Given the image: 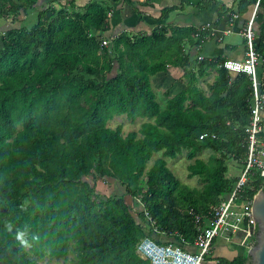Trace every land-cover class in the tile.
<instances>
[{
	"label": "trees",
	"instance_id": "1",
	"mask_svg": "<svg viewBox=\"0 0 264 264\" xmlns=\"http://www.w3.org/2000/svg\"><path fill=\"white\" fill-rule=\"evenodd\" d=\"M37 1L0 0V22L7 21L0 25V264L68 253L71 264H149L135 251L142 237L190 244L238 179L225 175L226 159L243 168L248 77L227 72L223 57L190 59L184 45L192 28L161 24L112 35L110 0ZM263 26L255 39L259 71ZM170 66L180 68L183 88L164 92L160 105L150 77ZM207 70L214 74L203 89L197 82ZM121 114L138 126L123 132L107 125ZM202 151L205 159L196 156ZM182 152L197 186L166 166L165 158ZM98 179L123 190L102 194ZM261 186L251 170L237 195L249 200ZM25 228L28 246L15 238ZM244 252L218 260L245 264Z\"/></svg>",
	"mask_w": 264,
	"mask_h": 264
},
{
	"label": "crops",
	"instance_id": "2",
	"mask_svg": "<svg viewBox=\"0 0 264 264\" xmlns=\"http://www.w3.org/2000/svg\"><path fill=\"white\" fill-rule=\"evenodd\" d=\"M85 1L74 0L77 5H82ZM110 1L113 8L108 16L111 24L109 32L112 35L122 30L131 33L147 32L161 24L188 27L195 31L191 41L186 40L187 43L184 45V51L190 59L193 57H202L206 60L216 57L240 59L243 56V39L240 31L252 12V0H128V3L123 0ZM130 1L135 3L134 8L129 4ZM262 23H264V8L258 6L253 22L255 39ZM225 29L229 31L223 33ZM200 33L201 39L196 44L194 41ZM180 74V68L170 66L165 72L153 74L150 83L158 92H165L169 97L183 88ZM213 74L212 70H207L202 78L203 87L199 86L198 82L197 85L205 89L206 83L212 80ZM174 87L175 90L170 91ZM241 250L245 249L238 245L235 239L213 240L205 264H225L218 259L229 260Z\"/></svg>",
	"mask_w": 264,
	"mask_h": 264
},
{
	"label": "built area",
	"instance_id": "3",
	"mask_svg": "<svg viewBox=\"0 0 264 264\" xmlns=\"http://www.w3.org/2000/svg\"><path fill=\"white\" fill-rule=\"evenodd\" d=\"M259 2L260 0L253 1L252 12L240 31L243 39L242 58L224 59L221 63L227 72L244 73L250 82L249 120L243 128L246 141L242 158L243 168L231 191L221 196L217 203L210 207V217L205 226L198 229L190 244L183 241L182 244L157 243L148 237L139 239L135 251L149 264H201L217 236L225 241L235 239V242L244 249H249L253 245L256 229L251 216L253 195L249 200H244L239 199L237 192L251 170L262 179V186L259 189L264 184V71L258 70L259 54L255 49L253 30L254 15ZM228 31L225 29L222 32ZM107 44L106 39L101 40V45ZM203 136L205 134L199 135V138ZM197 219L195 216V220Z\"/></svg>",
	"mask_w": 264,
	"mask_h": 264
},
{
	"label": "rangeland",
	"instance_id": "4",
	"mask_svg": "<svg viewBox=\"0 0 264 264\" xmlns=\"http://www.w3.org/2000/svg\"><path fill=\"white\" fill-rule=\"evenodd\" d=\"M44 0H39L36 3V7H38L39 4H41ZM34 13V10H29L27 15L25 16V21L24 23L28 22L32 15ZM21 17V16H20ZM22 18V17H21ZM5 22L7 23V21H1L0 25L5 26ZM185 43H187L185 41ZM156 74V73H155ZM176 83H178L176 81ZM151 84V83H150ZM179 85V83H178ZM198 85L203 87V81L202 79L198 80ZM177 88V84L174 85ZM180 86V85H179ZM175 87L173 89H171L170 91H174ZM152 90L156 93V99L158 101V103L161 105L163 104V101L165 99V95L162 92H158L156 90V87L153 85H151ZM140 120L136 119L135 122L130 123L129 121H127L125 119V116L123 114L121 115H114L110 120L107 121V125L114 127L116 125H120L121 129L123 132H127L129 130L135 129L138 124H139ZM208 151H202L198 154H196L197 157L205 159L208 155ZM158 156V154H154L153 158ZM165 162H166V166L170 169V171L182 182L185 183L186 185L192 187V186H197L198 185V180L196 178V176H193L191 178H188L187 176V169H186V165L189 162V160L185 157L184 152H182L181 154L177 155L175 158H165ZM226 167H227V171L225 172L226 176H233V175H238L240 170H241V165L240 163L237 161H234L232 159H226ZM89 179V178H87ZM95 189L96 191L102 193V194H110V193H116V192H121L123 190V187L115 184V183H108L106 181H100V179H98L95 182ZM133 208L132 211L135 213L137 212V210L140 208L139 205V201L138 199H133ZM220 236H217L214 238L215 241H220ZM246 251L247 249H245V255H246ZM208 257L205 256V259ZM71 258H72V253H68L67 258L62 260V259H47V258H42L37 260V264H71ZM205 259L201 262V264H205ZM245 264H248V261H245Z\"/></svg>",
	"mask_w": 264,
	"mask_h": 264
},
{
	"label": "water",
	"instance_id": "5",
	"mask_svg": "<svg viewBox=\"0 0 264 264\" xmlns=\"http://www.w3.org/2000/svg\"><path fill=\"white\" fill-rule=\"evenodd\" d=\"M251 216L256 229L253 245L246 251L248 264H264V184L251 199Z\"/></svg>",
	"mask_w": 264,
	"mask_h": 264
},
{
	"label": "clouds",
	"instance_id": "6",
	"mask_svg": "<svg viewBox=\"0 0 264 264\" xmlns=\"http://www.w3.org/2000/svg\"><path fill=\"white\" fill-rule=\"evenodd\" d=\"M6 228L9 232L12 231V224H7L6 225ZM27 237V228H25L24 230H17L16 231V240L19 241V243L23 246H28L29 245V241L28 239L26 238ZM33 239H36V237H33Z\"/></svg>",
	"mask_w": 264,
	"mask_h": 264
}]
</instances>
